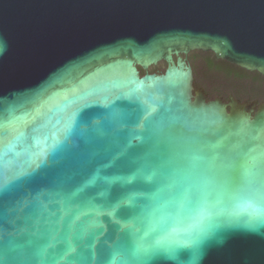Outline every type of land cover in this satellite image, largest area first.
I'll return each instance as SVG.
<instances>
[{
  "label": "water",
  "instance_id": "water-1",
  "mask_svg": "<svg viewBox=\"0 0 264 264\" xmlns=\"http://www.w3.org/2000/svg\"><path fill=\"white\" fill-rule=\"evenodd\" d=\"M209 51L264 75V0H0V260L264 264V102L194 90Z\"/></svg>",
  "mask_w": 264,
  "mask_h": 264
},
{
  "label": "trees",
  "instance_id": "trees-1",
  "mask_svg": "<svg viewBox=\"0 0 264 264\" xmlns=\"http://www.w3.org/2000/svg\"><path fill=\"white\" fill-rule=\"evenodd\" d=\"M165 69L166 66L162 70L151 68L145 71L138 67L141 76L146 73L161 75ZM192 70L196 84L203 89L209 100L217 97L227 99L232 95L240 102L255 99L259 102L264 101V96H261L258 89L259 85H264V78L257 72L252 74L227 61L217 59L213 52L201 53L197 63H192ZM238 85L243 90L237 95L235 89Z\"/></svg>",
  "mask_w": 264,
  "mask_h": 264
},
{
  "label": "snow or ice",
  "instance_id": "snow-or-ice-1",
  "mask_svg": "<svg viewBox=\"0 0 264 264\" xmlns=\"http://www.w3.org/2000/svg\"><path fill=\"white\" fill-rule=\"evenodd\" d=\"M8 150L5 149L3 152H0V192L5 191L8 186L16 181L23 180L25 177L31 175L30 172L23 170V171H13L10 166L9 162L4 160V156L7 155ZM39 166V165H37ZM90 180L89 183L94 182ZM169 249L163 245H160L158 242V246L153 247L151 250L152 254L159 253L161 251H168ZM0 264H6V259L0 260ZM111 264H115V261L111 262ZM178 264H182V262H178Z\"/></svg>",
  "mask_w": 264,
  "mask_h": 264
},
{
  "label": "flooded vegetation",
  "instance_id": "flooded-vegetation-1",
  "mask_svg": "<svg viewBox=\"0 0 264 264\" xmlns=\"http://www.w3.org/2000/svg\"><path fill=\"white\" fill-rule=\"evenodd\" d=\"M191 52V51H190ZM190 52H188L187 53V55H183V54H180L181 55V57H183V58H186V60H187V62L191 65V68H192V61L190 60V57H189V53ZM174 58H176L175 56H174ZM166 66V68H167V66H168V64L164 61V60H160V61H158L157 63H155V64H152V65H150L148 68H147V70H149V69H151V68H153V69H158V70H162L164 67ZM238 67V66H237ZM137 68H138V66H137ZM240 68V67H239ZM146 70V71H147ZM248 71V70H247ZM192 72H193V70H192ZM255 72L256 71H250V73H252V74H255ZM258 73V72H257ZM259 75H260V77L261 78H264V75L263 74H260V73H258ZM193 77H194V73H193ZM193 88H194V90H198V89H201V87H199V85L198 84H196V82H195V78H194V81H193ZM258 89H260V94H261V96H264V85H259V87H258ZM203 90V89H202ZM243 90V88L240 86V85H238L237 86V88L235 89V93L238 95L241 91ZM204 92V91H203ZM204 95H205V97H206V100H209L208 99V96L205 94V92H204ZM230 96H232V95H230ZM234 97V96H233ZM229 98V97H228ZM228 98L227 99H223L224 101H228ZM235 98V97H234ZM235 99H237V100H239L238 98H235ZM253 101H258V103H261V102H264V101H261V102H259V100H257V99H255V100H253ZM242 102H247V101H242ZM250 102H252V101H250Z\"/></svg>",
  "mask_w": 264,
  "mask_h": 264
}]
</instances>
